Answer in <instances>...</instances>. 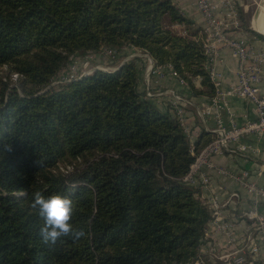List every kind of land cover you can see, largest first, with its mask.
Here are the masks:
<instances>
[{
    "label": "trees",
    "instance_id": "1",
    "mask_svg": "<svg viewBox=\"0 0 264 264\" xmlns=\"http://www.w3.org/2000/svg\"><path fill=\"white\" fill-rule=\"evenodd\" d=\"M182 23L189 37L169 29ZM102 47L213 87L202 36L171 0H0V65L35 88L0 87V264H220L198 255L211 213L182 181L202 147L191 153L177 119L144 97L145 61L44 90ZM60 160L79 162L60 173ZM35 192L69 198L85 235L43 243Z\"/></svg>",
    "mask_w": 264,
    "mask_h": 264
},
{
    "label": "built area",
    "instance_id": "2",
    "mask_svg": "<svg viewBox=\"0 0 264 264\" xmlns=\"http://www.w3.org/2000/svg\"><path fill=\"white\" fill-rule=\"evenodd\" d=\"M194 3L204 17V24L200 30V34L202 35V45L206 57L205 70L210 82L216 89V95L212 99V106L206 107L203 110V114H210L212 108L220 109L221 106H226V98H239L249 102L253 106L256 115L255 120L245 121L241 125L231 122L228 126H225L222 119L217 116L215 128L211 130L213 135L212 140L195 156L188 172L182 178V181L189 185L206 187L210 184V180L209 176L205 173L204 167H212L210 160L213 156L221 155L225 152L240 154L256 152L257 149L255 147L250 144L241 143L239 140L248 135H254L257 138L264 135V50L255 46L243 36L233 32L240 28L241 23L236 7L230 0H222L219 3H216L214 0H194ZM224 48L228 49L236 60V72L234 84L225 90H220L219 73L215 70L214 63L218 58L219 51ZM100 53L101 55L105 54L114 58L116 49L107 50L105 48L100 50ZM140 56L146 58V90L144 97L149 99L153 97V93L148 87L150 75L161 76L165 68H168L175 76L177 75L172 71L170 66L155 64L154 60L147 53L144 52ZM91 57L92 55H88L81 59L85 58L87 64ZM131 57L133 55L127 58ZM127 58L124 61L128 60ZM78 60L73 61L69 65L66 76L59 79L58 83L80 79L82 76H86L95 70L105 71L102 68H97L89 70L86 74L84 72L79 73ZM181 82L184 83L182 80ZM171 100L172 105L175 106V118L190 143V152L192 153L191 136L184 120L185 105H182L187 104L188 101L176 94L172 95ZM233 144L236 147H233ZM216 171L223 177L237 181L244 188L245 192L250 195L251 208L245 216L249 219H255L256 223L252 230L253 235L248 232L241 239L235 237L234 232L237 229V224L223 219L221 215V206L223 204L221 205L218 196L214 193L208 200V203H206L211 213V219L205 228L204 243L209 244L207 240V232L209 230L219 232L224 237L227 245L230 247L238 246L234 251L236 255L233 257L232 263L229 264H244L246 261L244 257L245 253L249 254L253 261H257L260 250L264 249V221L257 211L260 204L264 201V188L253 181L250 173L247 171H241L239 174L232 173L224 168H217ZM238 198L239 195L236 192H230L226 196L224 205ZM207 226L208 230H206ZM211 253L214 258L217 257L216 252L211 251Z\"/></svg>",
    "mask_w": 264,
    "mask_h": 264
},
{
    "label": "crops",
    "instance_id": "3",
    "mask_svg": "<svg viewBox=\"0 0 264 264\" xmlns=\"http://www.w3.org/2000/svg\"><path fill=\"white\" fill-rule=\"evenodd\" d=\"M214 1L219 3L222 0ZM230 1L235 5L236 10L241 7L240 0ZM171 3L179 10L187 22L190 23L192 29L197 30L198 34L201 35L200 30L204 24V17L197 9L194 0H171ZM240 23V28L233 32L243 36L252 44L264 50V38L251 34L241 20ZM187 27L186 24L182 23L173 24L169 29L177 35L189 37L186 31ZM138 51L140 50L132 47H125L124 50H121L120 54L124 55L122 56L123 61L130 55H133V58H141L145 61V68L141 70L138 87L140 90H146V83H144L146 58L140 56ZM214 68L219 73L220 90H225L234 84L236 60L228 49L224 48L219 51L218 58L214 63ZM191 83L192 87H189L185 82H181V80L170 72L168 68H165L161 76L154 74L150 75L148 87L153 93V97L149 99L162 112H167L173 117H175L176 111L175 106L172 105V95H179L184 100L188 101L187 104L182 105H185L184 120L189 135L191 136L193 148L196 145H198L197 147L203 148L205 143L208 144L212 140L213 135L211 130L215 128L217 116L222 119L225 126H228L231 122L241 125L245 121L255 120L256 115L253 106L249 102L239 98H226V106H221L220 109L212 108L210 114H203V110L206 107L212 106V99L216 95V89L213 85L212 89L203 86L199 77L192 78ZM239 142L250 144L255 147L257 151L253 153L247 152L245 154L225 152L224 154L213 156L210 160L212 167H204L205 173L209 176L210 184L206 187H198V197L206 204L215 193L221 205L223 204L221 206V215L223 219L237 224V229L234 232L236 235L235 237L241 239L242 236L246 235L248 232L253 235L252 230L256 223L255 219H249L245 216L251 208V197L237 181L221 176L217 173L216 169L224 168L235 174H239L241 171H247L250 173L251 179L264 188V135L260 138L254 135H248L241 138ZM233 147H236V145L233 144ZM192 153H194V150ZM230 192H236L239 198L233 199L231 202L224 205L226 196ZM257 211L258 215H260L264 221V201L260 204ZM206 230H208V226ZM207 240L209 242V244L206 245L207 248L210 253L211 251L216 252V260L220 264L232 263V259L236 255L234 251L238 246L230 247L225 243V239L221 233L212 230L207 232ZM244 257L246 259L244 264H264V249L260 250L257 261H253L247 253H245Z\"/></svg>",
    "mask_w": 264,
    "mask_h": 264
},
{
    "label": "rangeland",
    "instance_id": "4",
    "mask_svg": "<svg viewBox=\"0 0 264 264\" xmlns=\"http://www.w3.org/2000/svg\"><path fill=\"white\" fill-rule=\"evenodd\" d=\"M241 2V7L238 8V13H239V19L242 21L243 25L248 28L249 32L253 35H256L257 37L263 38L260 35H258V33L253 29V18L257 15L258 13V5L260 0H240ZM112 49L111 47H102L100 48V50L103 49ZM99 51L93 52L90 54V56L92 55L91 59L88 61V63L86 64L87 60L81 59L82 57H74V58H70L69 59V65L75 61L78 60V64H79V73L84 72L85 74L89 72V70H93V69H97V68H102L105 71L104 72H118L120 70V67L123 62L122 60V56L124 55H119L120 53L116 50L115 53V57H109L108 55L102 54ZM139 54H144V52L142 50L138 51ZM85 57V56H83ZM112 58V59H111ZM129 60H132L133 57L131 58H127ZM124 61V62H126ZM122 63V64H121ZM121 64V65H120ZM66 72V68L64 70ZM94 72V71H93ZM67 74V73H66ZM66 74L64 76H58L53 78V80H51L50 84L44 88V90H47L49 88H53V89H57L59 88L60 85H63L67 82H63V83H58L59 79L63 78L66 76ZM91 74V73H90ZM87 74L86 76L90 75ZM83 77V76H82ZM21 77L16 74L15 72H13L12 70L9 69V66L3 64L0 65V87H2L4 84H7V91L10 88L15 87L16 88V92L19 95H22L24 92H30L32 90H34V86L30 83H25L23 84L22 81L20 80ZM145 83V82H144ZM79 162V161H77ZM77 162L75 163H68L66 160H60L56 163L55 168L56 171L60 172V173H65L67 171H71L72 170V166H74ZM19 195H22L21 193ZM207 244L204 243V240H202L201 245L198 247V255L200 257V259L202 258L203 260H212V261H217L216 258H214L212 256V254L210 253L209 249L206 246ZM211 255V256H210Z\"/></svg>",
    "mask_w": 264,
    "mask_h": 264
},
{
    "label": "clouds",
    "instance_id": "5",
    "mask_svg": "<svg viewBox=\"0 0 264 264\" xmlns=\"http://www.w3.org/2000/svg\"><path fill=\"white\" fill-rule=\"evenodd\" d=\"M31 207L38 211L43 220L40 228L42 242L54 246L62 237L79 239L85 235L82 229L74 228L72 223V201L59 193L45 197L41 192L33 193Z\"/></svg>",
    "mask_w": 264,
    "mask_h": 264
},
{
    "label": "bare ground",
    "instance_id": "6",
    "mask_svg": "<svg viewBox=\"0 0 264 264\" xmlns=\"http://www.w3.org/2000/svg\"><path fill=\"white\" fill-rule=\"evenodd\" d=\"M252 21L254 26L253 29L256 32H259L264 35V0H260L258 5V13Z\"/></svg>",
    "mask_w": 264,
    "mask_h": 264
},
{
    "label": "water",
    "instance_id": "7",
    "mask_svg": "<svg viewBox=\"0 0 264 264\" xmlns=\"http://www.w3.org/2000/svg\"><path fill=\"white\" fill-rule=\"evenodd\" d=\"M261 37H263L264 38V35H262L261 33H259V32H257Z\"/></svg>",
    "mask_w": 264,
    "mask_h": 264
}]
</instances>
